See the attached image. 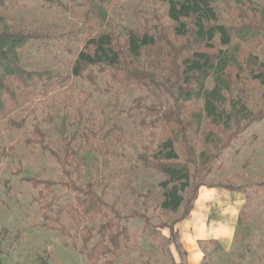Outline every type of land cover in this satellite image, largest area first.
<instances>
[{
    "label": "rangeland",
    "instance_id": "rangeland-1",
    "mask_svg": "<svg viewBox=\"0 0 264 264\" xmlns=\"http://www.w3.org/2000/svg\"><path fill=\"white\" fill-rule=\"evenodd\" d=\"M57 1L72 6L74 11L64 9ZM248 4L258 13H264V0L216 1L218 22L240 25L236 12L241 9L252 17ZM166 8V4L157 0H113L110 5L89 12L87 20L84 16L87 8L74 5L70 0H4L0 7L3 17L0 30L38 35L28 40L23 52L14 54L20 64L27 70H49L64 78L45 80L46 90L40 86L31 93L23 92L10 80L18 102L14 105L9 97L3 96L4 107L0 109V264H89L78 252L82 230L63 216L61 221L67 236L51 228L52 221L42 218L44 199L62 204L72 201V193L59 186L47 191L42 187L34 188L25 177L93 183L103 199L115 206L130 233L129 244L113 258V264L177 263L176 253L182 264L180 246L175 247L178 235L156 225L171 224L184 207L174 213L160 210L158 183L163 177L142 168L137 159L140 153H150L170 136L171 126L157 117L163 110L175 107L181 110L184 119L192 116L197 120L196 116L201 114L197 131H188L195 160H199L201 152L218 155L210 162L212 171L205 177V186L230 184L240 189L245 197L241 213V225H244L236 236L235 251L230 256L218 255L210 264H248L251 259V264H264L261 232L264 185L260 184L264 180V87L251 79L248 70L249 66L253 67L250 57L264 62V43L257 38L258 34L234 37L226 48L229 60L236 64L231 67L230 89L221 91L223 120L226 114L230 120L227 130L221 125L209 124L203 97L192 96L186 100L175 88H171L172 94H169L146 81L141 85L115 84L99 92L84 77L69 76L79 46L74 47V53H69L62 32L81 28L87 36L105 30L120 33L125 38L129 30L149 29L152 32V27L156 26L171 43L179 46L184 40L173 35V24L166 17ZM133 64L153 73L161 83L173 84L176 80L164 60L150 51L136 58ZM214 79L215 75L210 74L204 80L207 89L214 86ZM107 80V73H98L97 87L104 89ZM191 87L194 89L195 80ZM87 94L91 97L86 98ZM135 99L140 100L141 107L135 105ZM146 105L157 107L159 114L145 112L143 106ZM234 119L239 128L233 123ZM35 124H39L45 142L61 158L64 145L59 130L65 124L67 135L74 139L71 147L75 153L70 165L64 167L46 149L26 143V139L35 138L32 134ZM210 129L213 133L206 138ZM229 134L233 135L229 146L223 147L222 142ZM175 148L181 154L178 145ZM183 196L188 198L190 193L185 191ZM52 215L56 216L53 212ZM139 215H145L149 224L146 225ZM98 222L99 217H96L85 225L95 233Z\"/></svg>",
    "mask_w": 264,
    "mask_h": 264
},
{
    "label": "trees",
    "instance_id": "trees-1",
    "mask_svg": "<svg viewBox=\"0 0 264 264\" xmlns=\"http://www.w3.org/2000/svg\"><path fill=\"white\" fill-rule=\"evenodd\" d=\"M49 1L52 2V0ZM157 1L167 5L166 17L173 24V35L183 39V44L175 46L156 26L152 27V32L149 29L129 30L125 38L120 33L105 30L87 36H84L85 29L68 30L61 33V37L65 39L66 50L74 53V47L79 46L77 53H74L69 76L84 77L99 92H104L115 84L141 85L146 81L169 94H172L171 88H175L179 94L185 96L186 100H190L192 96L203 97L205 117L210 119L209 124L221 125L227 130L230 120L227 114L223 120V107L221 106L224 99L221 91L230 89L231 67L236 64L232 62V59L229 60L230 55L226 48L230 46L232 38L248 33L258 34L257 38H261L264 43V13H258L248 4L252 17L247 15V11L240 9L236 12L240 25H227L218 22L214 3L219 0ZM57 2L64 9L74 11L72 6ZM70 2L74 5L85 6L87 12L84 16L89 20V12H95L103 6L110 5L113 0H70ZM3 4L4 0H0V7ZM2 18L0 16V20ZM33 37L38 38V35L0 30V109L4 107V95L9 97L14 105L18 102V95L11 87L10 80H13L23 92L31 93L40 86L46 90L48 85L45 80L64 78L49 70H27L20 64L14 54L23 52L28 40ZM149 51L161 57L169 71L174 73L176 80L173 84L161 83L155 79L153 73L137 68L133 64L136 58ZM249 60L253 65L248 68L251 79L264 87V62H258L255 56L250 57ZM98 73H107L108 80L104 89H99L96 85ZM210 74L215 75V84L207 89L204 80ZM193 80H195L194 89L191 87ZM85 97L89 98L91 94ZM135 105L141 107L139 99H135ZM143 109L147 113L159 114L160 112L154 105L143 106ZM157 118L171 126V134L159 143L155 150L150 153H140L137 159L142 164V168L151 169L163 177L158 183L161 190L160 210L174 213L184 207L181 214L171 224L156 225L157 228H168L170 234L177 236L174 225L189 215L198 189L205 186V177L212 171L210 162L218 155H206L205 152H201L198 156L199 160H195V151L190 144L188 131H197L202 119L201 114L196 116L199 118L198 121L192 116L184 119L181 110L175 107L163 110ZM235 120L233 123L239 128L240 125ZM15 124L21 126L19 123ZM66 131L65 124H62L59 130L64 145L62 158L45 142V135L39 124H35L32 130L35 138L26 139V143L39 145L46 149L62 166L66 167L70 165L75 153L71 147L74 139L68 136ZM212 133L210 129L206 138ZM232 136V134L226 135L222 142L223 147L229 146ZM175 145H178L181 154ZM24 180L34 188L42 187L47 191L59 186L72 193V201L62 204H55L53 201L44 199L41 206L43 208L42 218L44 221H52L54 225L51 228L59 229L67 236L69 234L61 221L63 216H66L77 229L82 230L78 252L84 255L89 264H113V258L117 257L121 249L129 244L130 233L127 226L122 223L121 215L114 205L103 199L93 183L78 184L71 179L54 181L37 177H25ZM260 184L264 185V180ZM206 186L240 191L224 183ZM185 191L190 193L188 198L183 196ZM40 197H44L41 192ZM52 212L56 216H53ZM139 216L146 225L149 224V219L145 215ZM96 217H99V222L94 233L92 228L85 224ZM239 220L241 224V214ZM262 236L264 237V234ZM175 247L179 248L177 242ZM219 249L216 247V250ZM102 258H105L104 262ZM251 262L252 259L248 264ZM171 264L177 263L172 262Z\"/></svg>",
    "mask_w": 264,
    "mask_h": 264
},
{
    "label": "crops",
    "instance_id": "crops-1",
    "mask_svg": "<svg viewBox=\"0 0 264 264\" xmlns=\"http://www.w3.org/2000/svg\"><path fill=\"white\" fill-rule=\"evenodd\" d=\"M244 205L245 197L240 191L201 186L189 215L174 225L182 264H210L218 255L230 256L244 225L239 222ZM261 232L264 234V227ZM174 258L181 264L177 253Z\"/></svg>",
    "mask_w": 264,
    "mask_h": 264
}]
</instances>
